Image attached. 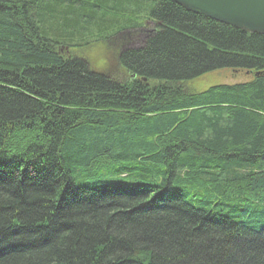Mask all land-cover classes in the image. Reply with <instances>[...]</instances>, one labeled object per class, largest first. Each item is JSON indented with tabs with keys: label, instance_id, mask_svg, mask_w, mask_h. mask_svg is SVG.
Returning <instances> with one entry per match:
<instances>
[{
	"label": "trees",
	"instance_id": "obj_1",
	"mask_svg": "<svg viewBox=\"0 0 264 264\" xmlns=\"http://www.w3.org/2000/svg\"><path fill=\"white\" fill-rule=\"evenodd\" d=\"M146 25L126 78L71 53ZM220 70L252 79L187 90ZM100 162L123 184L77 186ZM0 264H264V35L167 0H0Z\"/></svg>",
	"mask_w": 264,
	"mask_h": 264
},
{
	"label": "rangeland",
	"instance_id": "obj_2",
	"mask_svg": "<svg viewBox=\"0 0 264 264\" xmlns=\"http://www.w3.org/2000/svg\"><path fill=\"white\" fill-rule=\"evenodd\" d=\"M153 30L152 25H146L139 30L143 33L149 32ZM135 31H129L132 35ZM134 36L132 35L128 37L129 34L123 33L120 34L116 39L111 40H101L99 42H92L88 47L82 50H71L73 52L78 51L79 55L85 59L88 64L89 70L98 73V74H111L115 75L118 78H126L123 75V71L117 66L115 62V56L117 51L125 49V48H134L141 45V40L137 36H141L139 32ZM103 42V43H102ZM70 53V50H68ZM252 79V76L247 72L243 71H232V70H220L205 76L200 77L197 80L189 81L185 84L188 91L191 93H200L204 92L210 87L216 85H226V84H237L248 82ZM126 81L127 79H123ZM104 161V160H102ZM117 164L109 163L107 165L106 162H100L97 164V167L94 169L91 167L90 169H82L76 170L74 177L76 178L77 186H95L102 184V180L109 179L114 181V183H122L123 179L118 178L116 173H112L113 168ZM178 169H175L176 175H179L180 180L186 179L181 177L180 171L177 174ZM177 177V176H176ZM203 185H206V179L200 177L199 178ZM99 181V182H96ZM102 181V182H101ZM198 181H193L192 185H198ZM125 184V183H124ZM201 184V183H200ZM197 186V187H198ZM196 196L198 198L204 196L203 189L198 190L196 192ZM226 210V209H225Z\"/></svg>",
	"mask_w": 264,
	"mask_h": 264
},
{
	"label": "water",
	"instance_id": "obj_3",
	"mask_svg": "<svg viewBox=\"0 0 264 264\" xmlns=\"http://www.w3.org/2000/svg\"><path fill=\"white\" fill-rule=\"evenodd\" d=\"M187 12L232 28L264 35V0H167ZM141 44L154 31L141 32Z\"/></svg>",
	"mask_w": 264,
	"mask_h": 264
}]
</instances>
